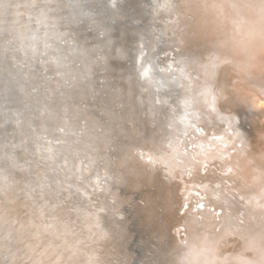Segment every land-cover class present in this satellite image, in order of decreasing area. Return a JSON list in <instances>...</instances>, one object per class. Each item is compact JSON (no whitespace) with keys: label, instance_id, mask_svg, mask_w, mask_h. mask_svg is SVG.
Wrapping results in <instances>:
<instances>
[{"label":"bare ground","instance_id":"6f19581e","mask_svg":"<svg viewBox=\"0 0 264 264\" xmlns=\"http://www.w3.org/2000/svg\"><path fill=\"white\" fill-rule=\"evenodd\" d=\"M22 1L21 8L26 9L37 0ZM157 5L155 25L161 26L159 42L164 45L156 52L160 62L153 67L164 65L180 72L181 90L171 92L183 102L182 115L168 99L165 115L150 97L154 118L148 121L159 136L146 134L131 122L133 127L121 130L128 138L123 160L104 133L111 130L108 114L103 121L106 128L101 126L97 136L99 144L94 145L86 127H71L67 118L72 107L62 106L60 116L68 124H60L62 131H75L85 149H90L78 156L76 169L74 162L58 169L56 182L65 190L59 195L42 192L38 198L17 199L15 190L20 186L11 184L8 175L0 181V246L11 241L15 231L11 224L17 220L22 219L23 226L18 224L30 230L20 239L26 253L13 259L16 252L6 247L0 250V264H134L122 239L126 226L139 220L155 224V219L160 220V229L148 228L147 236L163 240L158 243L163 244L161 263L264 264V0H156ZM20 31L27 29L20 27ZM45 39L51 43L45 46L48 51L65 53L55 47L59 38L58 43ZM154 41L148 43L159 46ZM27 49L23 47L24 53ZM54 71L42 69L43 77ZM54 80L62 84L66 78ZM142 87L144 97L153 95ZM34 89V84L27 86L24 96H34ZM48 89L47 94L53 92L52 86ZM82 95L90 98L87 91ZM163 96L158 95L160 103ZM23 101L31 104L28 97ZM46 104L42 100V108ZM104 108L96 107L98 112ZM50 112L48 120L42 116V121L30 124L48 125L60 111L53 107ZM21 116L27 121L26 114ZM157 119L160 124H155ZM80 122L88 124L84 118ZM18 125L14 127L20 129ZM46 136L53 146L54 136ZM21 145L26 158L20 157L18 163L38 166L46 176L43 164L49 157L40 153L39 159L33 158L32 148ZM11 207L26 212L25 216L9 214ZM157 246L146 248L144 264H158Z\"/></svg>","mask_w":264,"mask_h":264},{"label":"water","instance_id":"95a60500","mask_svg":"<svg viewBox=\"0 0 264 264\" xmlns=\"http://www.w3.org/2000/svg\"><path fill=\"white\" fill-rule=\"evenodd\" d=\"M47 1L49 0L33 1L26 9L21 8L24 4L21 0H7L0 4V122L3 123V131H0V181L8 175L11 184L20 186L15 193L17 199L22 200L38 198L42 192L50 195L64 193L60 182H56L60 179L58 169L73 162L72 166L76 169L78 156L87 154V149H90L88 147L85 149L84 141L79 139V134L75 131L65 133L62 131L60 124L68 127L66 120L60 116L62 106L67 109L72 107V115L67 118L71 120V127L74 129L86 127L92 135L94 145L99 144L97 136L101 132V126L106 128L103 121L105 114H108L111 130L107 132L105 129L104 133L116 145L114 151L123 160L128 138L121 130L133 127L131 122L144 129L146 134L151 131L149 135L159 136L152 131L154 124L148 121L150 117L154 118L152 100L161 106L165 115L169 112L167 99L178 116L183 113L182 100L175 99L171 92L181 90L178 84L180 72L177 73L164 65V68L153 67L160 62V56L156 52L163 50L164 45L159 42L161 26L158 25L156 29L155 25L154 13L158 12L157 9L160 7L155 6L156 0H53V3ZM23 10L26 11L24 16ZM29 19L33 21L26 22ZM20 27L26 28L27 31L21 32ZM20 36H26L27 40L24 41ZM46 36L55 39L54 43H58L59 38L60 42L55 47L65 50V53L48 51L45 46L51 43L46 41ZM151 38L155 43L158 42L159 46L148 43ZM24 46L28 47L26 53L23 51ZM55 47L52 46V49L55 50ZM175 65L179 68L180 63L177 64L175 61ZM48 68L51 71L55 70V74L43 77L42 69ZM106 72L118 75L103 78L102 74ZM151 73L157 76L154 77ZM63 76L66 80L62 84H57L54 79ZM122 83L124 87L120 86ZM32 84L35 85L34 96H24L27 95V86ZM142 85L147 86L153 95L144 97L142 92H145V89ZM50 86L53 87V92L49 91L47 94L45 91L49 90ZM127 90L129 95L126 93ZM132 90L135 91V95ZM84 91L89 93L90 98H84L82 95ZM162 94L164 96L160 103L158 95ZM138 96L139 98H136ZM165 96L167 98L163 102ZM27 97L31 99V104L23 101ZM42 100L47 102L45 108L41 106ZM53 107L60 111L55 114L56 120L48 125L30 124L33 120L42 121V116L44 120H48ZM96 107L107 108H104L103 112H98L100 110ZM4 113L10 114V117ZM22 114H26L27 121ZM82 114L85 115L81 116ZM82 118L87 120L86 126L80 122ZM161 118L163 119V116ZM18 124L22 125L20 129L14 127L19 126ZM155 124H160V119H157ZM46 134L54 136L51 147L45 138ZM3 136L5 138H2ZM7 136L15 139L9 137L6 139ZM10 141L12 143L6 146ZM22 142L27 148H32L33 158L39 159L40 153L49 157L47 163L43 164L46 176L39 172L38 166L33 167L25 163L27 164L25 167L18 163L20 157L26 158L22 152ZM150 143L159 148L156 141ZM62 144L63 151L60 150ZM77 146L80 148L77 149ZM104 150L107 152L105 147ZM17 152L19 153L15 154ZM44 159L42 158V161ZM26 172H29V175ZM46 179L49 183L44 182ZM7 211L13 216L18 215L19 218L26 213L20 210L17 212L12 207ZM16 222L17 224H11L15 230L11 241L0 246L1 251L6 247L15 251L17 255L13 259L25 251L21 245L22 236L30 234L27 227H22L24 222L22 219ZM154 222L156 226L141 220L126 226L122 239L127 255L134 264L140 262L144 264L146 248L156 245L158 246L154 248L156 260L159 261L157 263L168 264L161 263L163 244L158 243H162L163 240L147 236L148 228L154 231L160 229V220L155 219ZM150 240L155 242L152 244Z\"/></svg>","mask_w":264,"mask_h":264}]
</instances>
